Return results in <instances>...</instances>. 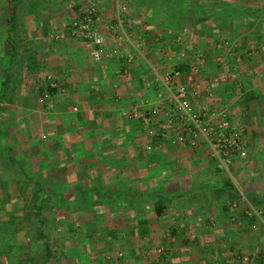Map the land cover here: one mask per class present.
<instances>
[{"label":"crops","instance_id":"0c3cea01","mask_svg":"<svg viewBox=\"0 0 264 264\" xmlns=\"http://www.w3.org/2000/svg\"><path fill=\"white\" fill-rule=\"evenodd\" d=\"M96 2L98 27L108 33L119 3ZM131 2L141 8L119 15L120 37L107 41L106 48L117 47L120 55L101 61L92 59L89 41L63 30L72 19L53 31L56 16H4L9 4L0 3V160L23 163L34 157L38 166L53 170L54 181L71 184L70 194L110 200L119 211L127 210L108 226L132 232L122 242L130 258L119 264H243L239 252L264 237L258 240L247 219L241 225L230 220L226 189L242 180L251 164L264 170V0H182L180 18L174 10L158 11L152 0ZM113 3L112 12L107 8ZM177 19L181 29L165 32L182 40V55L198 41V67L187 60L181 69L173 66L156 36L158 24ZM125 54L132 55L130 61ZM49 69L56 88H48ZM177 69L192 73L201 85L200 104L226 109L246 128L248 156L230 175L216 170L207 148H189L172 133H146L144 116L164 91L166 73ZM40 78L44 83H35ZM46 89L68 104L46 112L37 101ZM123 199L127 205L112 201ZM137 250L140 259H133L131 251ZM261 259L253 264H264Z\"/></svg>","mask_w":264,"mask_h":264},{"label":"rangeland","instance_id":"374dc122","mask_svg":"<svg viewBox=\"0 0 264 264\" xmlns=\"http://www.w3.org/2000/svg\"><path fill=\"white\" fill-rule=\"evenodd\" d=\"M90 1L97 0H0V3L9 4L6 11L2 12L4 16L12 15L17 19L37 14L49 15L53 18L56 16L55 20H57L52 27L57 29L59 24L73 19ZM123 1H127L128 4L130 2V0H117V3L121 4ZM14 2L17 5L12 12L10 7ZM152 2L159 4L158 11L167 13L174 10L176 17H181L182 0H152ZM132 4L128 5V11L124 13L120 11L118 5L119 13L129 14L132 11L136 13L141 8V5ZM107 9L113 12L114 3ZM178 21L181 22L177 19L172 23L158 24L162 29L156 36H160L165 49L170 51L169 57L171 61H175L173 66L175 64L186 66L187 60L188 63H194L193 66L198 67L199 58L202 57L199 55L201 46L198 41L191 42L192 47L189 53L182 55V40L177 41V38L165 32L172 25L180 30L183 23ZM155 24L157 23L153 22L152 28ZM190 44L188 43L187 46ZM45 73L46 81L47 76L52 77L54 74L50 69ZM40 82L44 83V79L40 78L35 83ZM44 91L38 92L37 101L46 112H54L55 109L68 104L61 95L55 94L51 98V92L47 89L48 96H43ZM31 158L33 159L23 163L17 158L10 161L0 160V180H2L0 181V264H119L122 257L130 258L122 242L129 239L128 235L132 232L108 229L109 225L115 226L113 224L117 223L120 217H124L123 214L127 210L119 211V208L109 204L110 200L89 199L84 193L82 196H77V193L70 194L72 189L70 183L54 181L50 173L53 170H50L48 166H38L39 160ZM237 170L239 172V169ZM250 171L254 172V176L250 174ZM262 171H264L262 168L253 167L251 164L242 180H238L235 184L231 183L232 185L228 184L226 189L229 200L238 196L237 187L243 192L248 191L246 195L251 197L248 200L261 210L260 221L244 216L249 225L251 222L258 223L257 227L252 229L258 240L264 237V174ZM222 175L227 177L226 174ZM251 192L254 196L250 195ZM112 201L115 204L120 201H122L121 204L127 203L124 199ZM98 202L102 205L94 206ZM168 231L171 236L178 234L172 230ZM253 241L256 243L255 239ZM158 246L156 245L154 249L160 248ZM251 247L249 250L239 252V256L251 254L255 262L256 260L260 262L264 257V241H261L260 245ZM144 251L148 253L149 248H145ZM131 252L133 259H140L138 250Z\"/></svg>","mask_w":264,"mask_h":264},{"label":"built area","instance_id":"2783aa9c","mask_svg":"<svg viewBox=\"0 0 264 264\" xmlns=\"http://www.w3.org/2000/svg\"><path fill=\"white\" fill-rule=\"evenodd\" d=\"M128 5L127 1L119 4L120 11L127 12ZM119 15L115 23L107 25L109 34L102 32L98 27L100 16L97 2L90 1L68 24L64 25L63 30L69 36L89 41L93 46L92 59L101 61L106 56L120 55L119 48H106L109 36L115 39L120 37L116 30L117 27H122ZM131 58L132 55H124L125 62L130 61ZM192 75L179 69L166 73L163 82L164 91L157 94V103L144 116L146 133L148 135L156 133L164 137L172 133L176 142L189 148H207L208 158L214 163L216 170L230 175L233 166L243 162L248 156L249 135L246 128L234 120L226 109L200 104L202 88ZM47 79L49 87H57V82L51 76H47ZM43 96H48L46 90ZM76 109L73 107V110ZM145 148L151 149V145L146 144ZM237 193L236 199L226 203L230 220L240 225L244 216L260 221L261 210L253 206L238 187ZM257 225V222H251L250 229H255ZM158 251L167 253L164 248H158ZM239 259L243 264H253L254 257L251 254H244Z\"/></svg>","mask_w":264,"mask_h":264},{"label":"trees","instance_id":"16d2710c","mask_svg":"<svg viewBox=\"0 0 264 264\" xmlns=\"http://www.w3.org/2000/svg\"><path fill=\"white\" fill-rule=\"evenodd\" d=\"M16 5H17L16 2H14V3L11 5L10 9H12V12L15 10ZM179 20H180V19H179ZM178 23H181V22L178 21ZM171 27H172L173 30H178V29L174 28L173 25H172ZM179 68H180V66H179ZM180 69H181V68H180ZM49 90H50V89H49Z\"/></svg>","mask_w":264,"mask_h":264}]
</instances>
